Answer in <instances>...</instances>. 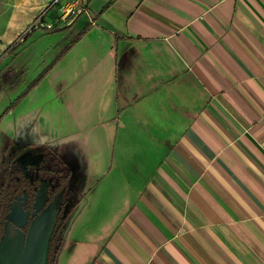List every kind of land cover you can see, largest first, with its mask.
I'll return each mask as SVG.
<instances>
[{"label": "crops", "instance_id": "0c3cea01", "mask_svg": "<svg viewBox=\"0 0 264 264\" xmlns=\"http://www.w3.org/2000/svg\"><path fill=\"white\" fill-rule=\"evenodd\" d=\"M0 28V140L83 173L57 264H264V0H0Z\"/></svg>", "mask_w": 264, "mask_h": 264}, {"label": "flooded vegetation", "instance_id": "af4514ba", "mask_svg": "<svg viewBox=\"0 0 264 264\" xmlns=\"http://www.w3.org/2000/svg\"><path fill=\"white\" fill-rule=\"evenodd\" d=\"M63 152L53 144L28 145L24 148L12 144L6 148L4 158L0 152V237L11 204L27 214L28 221L23 229L27 231L34 219L36 194L41 185L48 187V200L44 207L53 202L56 196L60 198L61 206L50 241L48 264H57L61 250L68 242L69 228L84 200L83 173L76 172L72 162L66 166L61 164Z\"/></svg>", "mask_w": 264, "mask_h": 264}, {"label": "water", "instance_id": "95a60500", "mask_svg": "<svg viewBox=\"0 0 264 264\" xmlns=\"http://www.w3.org/2000/svg\"><path fill=\"white\" fill-rule=\"evenodd\" d=\"M74 160L75 166H79L76 156ZM47 200L48 187L44 184L37 191L34 204L36 211L27 231H23L28 221L27 214L11 204L0 237V264H48L50 241L61 201L56 196L53 202L44 207Z\"/></svg>", "mask_w": 264, "mask_h": 264}, {"label": "rangeland", "instance_id": "374dc122", "mask_svg": "<svg viewBox=\"0 0 264 264\" xmlns=\"http://www.w3.org/2000/svg\"><path fill=\"white\" fill-rule=\"evenodd\" d=\"M4 29H2V28H0V33L3 31ZM1 111V110H0ZM6 142L7 141H5V140H0V152H2V155H3V158L5 157V154H6V147H7V145H6ZM5 145H6V147H5ZM63 151V150H62ZM70 158L71 157H67L66 155H62V157L60 158V161H61V164H63V165H69L70 163H71V161H70ZM84 165V164H83Z\"/></svg>", "mask_w": 264, "mask_h": 264}, {"label": "built area", "instance_id": "2783aa9c", "mask_svg": "<svg viewBox=\"0 0 264 264\" xmlns=\"http://www.w3.org/2000/svg\"><path fill=\"white\" fill-rule=\"evenodd\" d=\"M46 27H47V28H52V25L48 24Z\"/></svg>", "mask_w": 264, "mask_h": 264}]
</instances>
